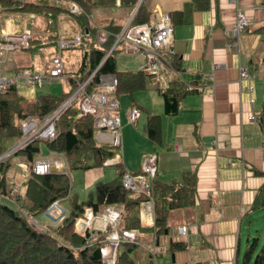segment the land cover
<instances>
[{"label":"crops","instance_id":"crops-1","mask_svg":"<svg viewBox=\"0 0 264 264\" xmlns=\"http://www.w3.org/2000/svg\"><path fill=\"white\" fill-rule=\"evenodd\" d=\"M146 4L150 18L144 23L154 25L161 14L167 13L173 25L166 48L175 55L178 75L172 76L166 88L171 93L188 91L179 96L178 109L173 115H165L163 99L158 90L148 89L145 75L144 86L130 92L120 91L116 96L112 93L118 102L116 113L121 143L103 166L120 163L124 172L139 173L143 155L153 153L156 157L154 177L158 181L181 182L186 173L194 176L193 204L168 211L167 231L156 241L149 229L153 224L152 205L147 204L148 200L138 204L137 215L142 229L131 232L139 246L157 248L158 261L163 264H242L241 255L250 240L256 238L259 245L264 240V207L251 209L254 195L264 183V136L256 121L264 107V0H208V7L203 10L195 9L192 0H147ZM115 7H119L118 0ZM119 8V17L103 16L98 9L93 10L96 17L89 20L88 25L94 34V44H99L108 25L121 29L126 20L132 18L134 9L130 12ZM236 8H240L247 19L245 29L238 36L232 32ZM63 26L69 33H63L61 28L60 37L79 34L71 32V25ZM116 48V70L124 72V82L137 81L133 74L141 71L144 60L124 44ZM83 49L86 48L61 51L62 59L64 54L69 59L71 51L79 50V53L65 64L61 77L51 80L66 78L69 89V77L77 70ZM123 53L129 57L120 58ZM9 57L10 53L2 63L5 76L11 77L19 67L37 72L30 60L24 62L23 57L16 55L7 63ZM135 58L143 62L136 64V70L130 61ZM128 61L129 69L123 68L122 64L127 66ZM240 68H247L249 77L246 80L239 79ZM35 87L22 82L16 86L25 99L35 98ZM120 94L129 96L126 113L130 107L138 109L139 116L133 123L128 122L126 113L119 115ZM73 100L80 111L95 112L92 103L82 94ZM151 116H157L154 120L157 139L154 140L146 132ZM250 116L255 119H248ZM93 139L98 144L110 145L106 130L99 137L95 129ZM39 157L43 156L36 158ZM103 166L83 170L87 190L106 178V174L112 176L113 172L105 171ZM114 168L116 175L117 168ZM25 175L26 165L18 160L14 164L11 184L16 192ZM59 207L62 208L60 203ZM106 208L118 213L113 207H105L100 215L90 218L87 230L105 227L107 223L102 220V214ZM83 217L75 222H81ZM181 225H185L187 231L176 235L175 229ZM78 226V233L85 231L82 224ZM170 240L183 242L186 247L170 252L167 249Z\"/></svg>","mask_w":264,"mask_h":264},{"label":"trees","instance_id":"trees-1","mask_svg":"<svg viewBox=\"0 0 264 264\" xmlns=\"http://www.w3.org/2000/svg\"><path fill=\"white\" fill-rule=\"evenodd\" d=\"M43 1V0H37ZM66 8L61 10L56 6L35 4L21 0H0V8L13 9L21 13H34L44 16L47 26L46 33L41 36L28 37L19 46L30 55L38 54L43 58L44 71L47 69L48 57L56 49V41L61 34V25L73 22L79 28V34L85 32L89 40L82 39L76 48L83 49L77 70L69 77V89L58 98L50 95H36L34 99H25L11 84L0 92V155L7 150L16 139L20 138L19 121L31 118L41 123L44 118L53 112L70 95L79 83L86 80L83 90L89 94L96 89L98 77L110 74L116 78V87L113 94L120 91L130 92L144 83L142 71L133 74L137 81L124 82V72L117 71L114 52L115 44L107 55L106 52L114 42V35L120 32V27L108 25L106 34L94 44L93 32L88 25V14L99 8H111L117 0H65ZM139 0H118L119 7L131 12ZM195 9H206L208 0H192ZM70 3H74L79 12L70 10ZM147 0H141L132 18V23H142L150 18ZM59 9V10H58ZM63 26V25H62ZM91 37V38H90ZM81 45V46H80ZM75 48V49H76ZM44 56V57H43ZM27 68V67H26ZM30 69V67H28ZM24 68H18L20 70ZM144 86V84H143ZM171 93L168 88L159 91L163 99L165 115L177 112L180 95ZM180 96V97H179ZM157 116L149 117L146 124L147 135L157 139ZM94 114L88 110L80 111L75 100L59 113L53 122L55 136L52 139L34 138L17 151L0 159V264H104V248L108 244L107 235L113 230L107 222L102 230L85 229L81 234L74 229L75 220L82 217L85 207H89L94 216L100 215L105 207H113L118 211L115 230L118 242L115 247L113 264H136L130 253L141 249L146 254L145 264H155L152 254L137 244L129 241L122 235L123 231L142 229L139 225L137 208L141 201L152 198L153 224L149 228L153 232L155 241L167 231V212L191 206L194 202V176L184 174L181 182L170 181L162 183L153 177L149 195L125 189L121 178L124 170L120 163H115L117 172L110 181H97L84 200H79L75 192H71L70 171L86 170L91 167H101L114 156L113 146L98 144L93 139L95 127ZM258 128L264 136V107L258 115ZM45 150L60 153L65 158L66 172L54 171L44 174H35L31 170L34 158ZM16 159L26 165V175L21 180L22 193L12 192L11 184L6 179L5 172L14 166ZM12 202L9 205L4 201ZM59 201L64 214L56 221L55 226L43 225V228L31 226L28 218L22 213L26 210L34 219L35 215L43 214L54 202ZM264 207V183L256 191L251 209ZM183 242H168L170 252L184 249ZM142 259V257H140ZM242 264H264V240L258 244L256 238L250 240L241 255Z\"/></svg>","mask_w":264,"mask_h":264},{"label":"built area","instance_id":"built-area-1","mask_svg":"<svg viewBox=\"0 0 264 264\" xmlns=\"http://www.w3.org/2000/svg\"><path fill=\"white\" fill-rule=\"evenodd\" d=\"M21 1H32L35 0H21ZM46 2L56 4H66L65 0H43ZM229 2L235 0H228ZM71 11L78 12L79 9L74 3H70ZM247 25V19L244 12L240 8H236L235 21L232 26V32L238 36L239 33L245 29ZM173 25L170 21V17L167 13L160 15L159 20L154 25L147 23H132L131 17L126 20L123 24L119 33L114 35V42L109 48V51L115 44H124L125 47L131 49V51L139 54L144 60V64L141 66L142 73L148 77L149 87L156 90H164L168 84L173 80L172 76H177L178 72L174 66L175 55L173 52L166 48L172 33ZM82 39L89 40V35L75 34L69 37H59L56 41V49L48 57L47 69L43 73L32 72L28 69H20L14 71L11 77H7L2 73L1 65L7 57L8 53L12 50L19 48L22 42L25 41L23 34L7 33L1 31L0 35V92L4 91L11 84H19L20 82L30 86H39L44 80H51L59 78L64 74V63L60 55L61 51L72 50L81 42ZM247 68H240L238 76L240 80H246L248 76ZM86 80L79 83L72 93L68 101H63L57 109L48 114L41 123H37L31 118H24L19 121V128L23 134L21 142L16 146H22L32 139L45 138L52 139L55 136V128L53 125L54 120L59 113L69 104L74 95L82 94L89 102L92 103L95 112L93 124L97 130L99 137L103 135L104 130L109 133V142L113 147H120V121L116 113L118 108V102L111 94L116 87V78L113 75L102 74L98 77V83L95 91L86 94L84 93L83 86ZM139 116L138 109L130 107L126 113V117L129 123L135 122ZM253 120V116L248 117ZM156 157L153 153L144 154L142 157V163L139 173L131 174L128 172L122 173V186L125 189L141 192L149 195L151 189L150 180L155 176L156 170ZM53 171L66 172L65 158L63 155L48 151L47 157L36 158L31 164V170L35 174H44ZM12 192H16L14 187H11ZM149 206L152 205V198L149 196L147 201ZM57 209L53 214L52 210ZM84 217L81 222H75L83 228H87L89 220L93 216L91 209H84ZM22 213L28 218L29 223L32 226L42 227V222L36 221L26 210H22ZM64 214V210L59 207V201H54L50 207H48L44 216L54 220H60ZM118 219V213L111 209L106 208L104 214H102V220L111 224L113 230L108 234V243L112 247L111 253L105 252L104 264H112L114 259V246L118 242V235L115 230L116 222ZM187 231L185 225L176 227L175 234L183 235ZM122 235L129 241H134L135 235L131 231H123ZM150 254L154 255L157 248L154 246H148L146 248Z\"/></svg>","mask_w":264,"mask_h":264},{"label":"rangeland","instance_id":"rangeland-1","mask_svg":"<svg viewBox=\"0 0 264 264\" xmlns=\"http://www.w3.org/2000/svg\"><path fill=\"white\" fill-rule=\"evenodd\" d=\"M13 2L15 0H12ZM27 2H32V1H27ZM36 2L35 4H46L48 6H56L59 9L63 10L66 8V4H56V3H51V2H46V1H34ZM33 2V3H34ZM58 9V10H59ZM71 10V9H70ZM100 12H102L103 16H109V17H119L120 13L119 11L121 10L119 7H111V8H99L98 9ZM75 13V11H72ZM79 12V11H78ZM77 13V12H76ZM96 15L94 13V11L92 10L89 14H88V22L93 21L95 19ZM66 23H63L62 25H64ZM61 25V28L63 29V33H69L68 29L66 30V28L64 26ZM46 26H47V22L44 18L43 15L41 14H34V13H21L18 11H15L13 9H2L0 8V35H1V31H5L7 33H16V34H23L25 39H27L28 37H36V36H43L46 33ZM71 32H79V28L72 22L71 23ZM24 42H22L23 44ZM81 46V45H80ZM67 52V51H64ZM10 53V57L7 60V63H10L12 59H15L16 55H19L21 57H23L24 62L28 59L31 61L32 64V68L34 70H36L39 73H43L44 68H43V58H40V56L38 54H33L30 55L29 53H27L26 51L17 48L15 50H12L9 52ZM79 50H75V51H71V55L69 56V59L67 58V54H64L63 56V63L64 66L65 64L69 63V60L73 59V56L77 55L78 56ZM44 57V56H43ZM119 58V56H117ZM128 58L129 56L126 53H123L122 55H120V58ZM131 61V65L132 68L134 70H136V64L138 63H143L142 61L138 60L137 58L135 59H130ZM7 66V64H6ZM123 68L129 69V61L127 63V66H123ZM1 69L3 72V66L1 65ZM66 69V68H65ZM4 74V72H3ZM5 75V74H4ZM66 76H68V72L66 73ZM149 90L155 92V89H150V87L148 88ZM68 91V87H67V82H66V78L60 80H51L50 82H47L46 80L43 81L42 85L40 86H36L35 87V94L36 95H50L52 97H60L62 95L63 92H67ZM74 92V91H73ZM72 92V93H73ZM72 93L70 95L67 96L66 99L70 98V96L72 95ZM157 94V93H156ZM119 99L121 100L119 102L120 105V110H119V115H124L126 113V109L125 107H127L128 102H129V96L127 94H120L119 95ZM128 98V99H127ZM124 127V125H123ZM21 132V131H20ZM125 135H126V129H124V141H125ZM23 134L21 133L20 138L16 139V142H14L7 150H5L2 154L10 151L11 153H13L14 151H17L19 148H21L22 146L16 147L22 139ZM120 151V155H121V149L119 148ZM1 154V155H2ZM0 155V156H1ZM41 156H45L46 155V150L43 146H41V152H40ZM4 158V157H3ZM2 158V159H3ZM127 158V157H126ZM15 160H20V159H16ZM15 164V162H14ZM105 171L108 172H113L112 176L110 177L109 174H106V178H104L101 181H110V179L114 178L115 176V168L114 166L111 165H106L103 166ZM14 173V166H11L10 168L7 169V171L5 172V176L6 179L9 183H12V175ZM83 171L82 170H72L70 171V187H71V192H76L78 194V198L79 200H84L87 198L88 196V191L92 188H90L89 190L86 189L85 187V181L83 179ZM19 184V183H18ZM86 189V190H85ZM23 191V185L19 184L18 188H17V192L18 193H22ZM4 201V199H3ZM5 203L9 204V205H13L12 202L9 201H4ZM14 206V205H13ZM50 207V206H49ZM15 208V206H14ZM172 211H176V210H172ZM36 221L39 220L43 223V225H49V226H55L56 222L49 220L48 218H46L43 214H37L35 215ZM36 227V228H40L41 227L37 226L34 222H32ZM42 225V226H43ZM32 226V225H31ZM75 230H77V228L79 227L78 225H74ZM109 244H106L104 250L106 248H108ZM108 250V249H107ZM106 250V251H107ZM158 255V254H157ZM157 255H152L151 259L154 261L155 264H163L160 262L159 256L157 257ZM130 256L132 257L133 261L136 264H145L147 262V258L146 254L141 253V249L136 248L134 249L131 253ZM142 257V259L140 258ZM156 258H157V262H156ZM114 261V259H113ZM113 264V263H112Z\"/></svg>","mask_w":264,"mask_h":264},{"label":"water","instance_id":"water-1","mask_svg":"<svg viewBox=\"0 0 264 264\" xmlns=\"http://www.w3.org/2000/svg\"><path fill=\"white\" fill-rule=\"evenodd\" d=\"M140 1L141 0H139L138 1V3H137V6H138V4L140 3ZM137 6L135 7V9H134V11H133V14H134V12H135V10H136V8H137ZM133 14H132V16H133ZM68 101V99L67 100H65V102L64 103H66ZM11 152L10 151H8V152H6V153H4V154H2L1 156H0V159H2L3 157H5V156H7L8 154H10ZM51 171H53V168H51ZM166 232V231H165ZM113 248H115V246L113 247ZM107 249H105L104 250V252H103V254L105 253V251H106Z\"/></svg>","mask_w":264,"mask_h":264},{"label":"bare ground","instance_id":"bare-ground-1","mask_svg":"<svg viewBox=\"0 0 264 264\" xmlns=\"http://www.w3.org/2000/svg\"><path fill=\"white\" fill-rule=\"evenodd\" d=\"M52 212H55V209H53V210H52ZM107 249H108V250H107V251H105V252H107V253H111V251H112V247H111V246H109Z\"/></svg>","mask_w":264,"mask_h":264},{"label":"clouds","instance_id":"clouds-1","mask_svg":"<svg viewBox=\"0 0 264 264\" xmlns=\"http://www.w3.org/2000/svg\"><path fill=\"white\" fill-rule=\"evenodd\" d=\"M25 42V41H24Z\"/></svg>","mask_w":264,"mask_h":264}]
</instances>
